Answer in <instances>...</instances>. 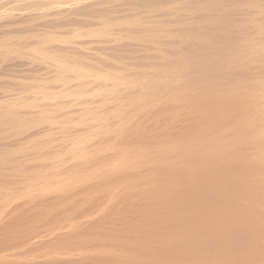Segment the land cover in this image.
Listing matches in <instances>:
<instances>
[{"label": "bare ground", "instance_id": "6f19581e", "mask_svg": "<svg viewBox=\"0 0 264 264\" xmlns=\"http://www.w3.org/2000/svg\"><path fill=\"white\" fill-rule=\"evenodd\" d=\"M0 95V237L12 250L110 255L132 225L120 236L109 225L117 238L84 225L136 190L160 205L137 223L161 226L133 245H174L148 262L264 264V0H0Z\"/></svg>", "mask_w": 264, "mask_h": 264}, {"label": "rangeland", "instance_id": "374dc122", "mask_svg": "<svg viewBox=\"0 0 264 264\" xmlns=\"http://www.w3.org/2000/svg\"><path fill=\"white\" fill-rule=\"evenodd\" d=\"M141 11H142V9H141ZM152 15H153V14H152ZM144 17H147V15H145ZM23 65H24V64H23ZM20 67H22V66L19 64L18 67H13V69L17 71L18 75H20L19 72H21V71L23 70L22 73H21V74L23 75V74H24L23 72H24V67H25V66H23V69H22V68L20 69ZM16 68H18V69H16ZM20 70H21V71H20ZM18 71H19V72H18ZM17 73H16V74H17ZM16 74H15V75H16ZM18 75H17V76H18ZM23 76H25V75H23ZM0 96H2V95H0ZM0 98H3V96L0 97ZM12 98H14V97H9V99H12ZM5 99H6V98H5ZM2 100H3V99H2ZM0 101H1V100H0ZM180 116H182V115L179 114L178 117H180ZM182 118H183V116H182ZM179 120H181V118H179ZM179 120H177V121H179ZM97 180H98V178H97ZM97 180H96V181H97ZM94 181H95V180H94ZM96 181H95V182H96ZM138 189H139V188H138ZM140 189H141V188H140ZM142 190H145V189L143 188ZM142 190H141V191H142ZM135 192L137 193V195H139V193H140L139 191H136V190L132 191V193H134L133 196H134L135 198H133V196L130 197V196L128 195L129 200H127V198H128V197H127V198L123 199L122 201L120 200V202H122V204H121V203H120V204H117L118 202L116 203V204H117V207H119V205H121L119 208H123V209H120L119 211H117L118 208H116V204L113 205V207H112L113 209H112V208H109V209H111L110 211L113 210V212H111V214H110V211L108 212V209H106V210L104 211L105 213L103 214L104 216L101 215V216L104 217L102 220H101V217H99V219H96L94 222H93V221L90 222L88 219H85V218L83 217V218L86 220V222H85V223H86V226H88V225H89V222H90V226H88V228H90V229H88V228L86 229V228H85V225H84V228H85V229L83 228V230H84V232H83L82 228L80 229V228L78 227V226L81 227V221L84 220V219L82 218L83 215H82V216H81V215L78 216V219H77V220L75 219L76 221H78V220H79V217H81L83 220L80 218L81 221H80V222L78 221L80 224H77V223L75 224V223H74L73 226L76 225L75 228H72V227L70 226V229H71V228H72V229H76V227H77V228H79V230H82L83 233H85L86 230H89V231L91 232V234H93V233H95V232L97 233V231H99V230L101 231V230H102V231H107V232H108L107 234H109V232L111 231L110 229H114V228H117V227H118V228L121 230V227H122V229H123V228H124L123 226H125V224L127 223V224H129V225H132V227L130 226V227H131L130 229L133 228L132 231H134V232H132V231H131V232H130V231H127V230H129V229H127L128 227H127V228H124L123 230L127 229L126 232H127V233L129 232V234L131 233V234H130L131 239L128 238L129 235H128V236H124V240H125V238L127 237V239H129V242H128V243L124 242V243L126 244V246H123L124 243H123V242H120V240L123 238V237L120 236V234H119L120 231H118V228H117V231H115V229H114L113 231L116 232V234H117V232H118V234H119L120 237L118 238L119 242L116 241V243H117V242H118V243H117V244L115 243L116 245L113 244L114 246L112 245L113 247H112V250H110V252H112L113 250H115L116 252H118L117 250H118L119 248H120V250H121V248H124V249H122L123 251H125V250L128 251V250H129V251H128L129 256H127V254H126L127 257H126V256H123V257H124V260H122L121 258H119V259H121L122 261H126L128 258H129V260H130L131 257L134 258V256L136 257V255H137V257L134 258V259H136V260H134V259L132 258L134 261L131 260V261H133V262H129V264H133L134 262H135L134 264H137V262H142L143 264H146V263L148 262V260L145 259V258H148V257L150 258V260L152 259L151 261H153V260H154V261L157 260L156 262L159 261V263H164L163 259H161L162 257L159 256V255H161V254H159V253H162V252H158V251H159V250H160V251L164 250L163 248H165V246H166V243H165V242H167L168 244L170 243V245L172 244V246H170V247H173V246H174V245H173V242H170V241H171L170 239H169V240H170L169 242H168V240L164 242L163 239H161V240H162L161 242L163 243V245H161L162 243L158 240V238H159L158 236H157L158 238L156 237V238L152 239V240L155 241L156 248H155V246H151V247H149V249L151 248V249H152V252H153L154 254L157 252L158 255H157V253H156L155 255L152 254V253H151V249H150V250L147 249V250L150 252L149 254H152V255H154V256H157V258H160V257H161V258H160L161 260L157 259L156 257H155L156 259H154V258H153L154 256L152 257V256L149 255V254H148V256H147V254L145 255V252H146L147 250H143V249L137 247L138 244H139V243H137V242H138L139 240H141V238H137V237H139V235H140L141 233H142V234L145 233L144 236H143V235H140V236L143 237V239H144L146 236H147L148 239H150V237L148 236V234H147L146 232L151 231V229L148 230V231L145 230V229H144V225H145V226H148V227H149V226H150V227L153 226L152 229H154V227H155L154 225H156V224L154 223L155 221L153 220V221L150 222V220H152V219H149V218H147V220H148L150 223L147 224L148 221L146 220V218H144V222L146 221V223H143V220H142L141 223H140V222H138V223H140V226H141V224L143 223V224H142L143 227H142V226H141V227L138 226V227H139V228H143V230H144L145 232H143V231L141 232L142 229H139V228H136V229L134 230V227H135V226H134L133 224H134L135 222H136L135 224H138L137 221L139 220V217L143 216V215H140V213H139L140 216L138 217V210H140L141 208H143L142 210H146V208H147L148 213H149V212L156 211L155 205H156V204L159 205V202H158V203H156V202H151L152 205L149 204L150 201L147 200V199H148L147 197L151 198V196H147V194H148L150 191H149V192H148V191H145L146 193L143 192V191L141 192V193H143V194H144V193L146 194V198H147V199L144 198V196H145V194H144V196H143L144 200H143V198L138 200L137 198H141V197H138L137 195H135V194H136ZM128 193H129V192H128ZM128 193H127V194H128ZM129 194H131V192H130ZM143 194H140L139 196H142ZM153 194H155V193H151V192H150L149 195H153ZM131 195H132V194H131ZM155 196H156V195H155ZM132 198H133V199H132ZM152 198H153V197H152ZM131 199L133 200L132 203H134V201H136V199L138 200V202L140 201V202H139V206L137 205L138 202H136L134 206H131V208L134 207V210L137 209L136 206L138 207V209L136 210L137 213H136L135 211L132 212V214H133V213H136V216H134V218H133V216H132V214H131V209H129V210L127 211V213L125 214L126 216L123 214L125 218H124V217H123V218H121V217L119 218V216H122V215L119 214V212H120V213H121V212H122V213H125L126 211L124 212V211H121V210H124V208H125L126 210L128 209L127 207L123 206V203H126V201H127V202H130ZM134 199H135V200H134ZM142 200H143V201H142ZM123 201H125V202H123ZM157 201H158V200H157ZM159 201H160V204H161V202H162V204L165 203V202H163L162 200H159ZM147 202H148V203H147ZM130 203H131V202H130ZM130 203H129V204L126 203V205H127V206H130ZM145 203H146L147 205H145ZM143 204H144L145 207L143 206ZM131 205H132V204H131ZM141 205H142L143 207H142ZM150 205H151V206H150ZM146 206H150V208L148 209V207H146ZM159 206H160V205H159ZM159 206H156V207H159ZM139 207H140V208H139ZM151 207H153V209H152V211H149V210H151ZM163 207H164V206H163ZM144 208H145V209H144ZM114 209H117V210H115V211H116V213L118 212V213H117V214H118V218H119L118 220H115L117 215L115 214ZM157 209L159 210V208H157ZM160 209H163V208H160ZM164 209H165V208H164ZM142 210H140V211H142ZM147 210L145 211L146 213H147ZM166 210H167V208H166ZM106 211H107L108 213H107ZM132 211H133V209H132ZM159 211H160V210H159ZM162 211H163V210H162ZM128 213H129L132 217H131V216L129 217V214H128ZM146 213H144V214H146ZM107 214H108V217H109V218H110L111 215H112V217L114 216L113 219H112V220H113V223H112V224L109 223V222L111 221V219L108 220L109 222H107V219H108L107 216H106ZM141 214H143V211L141 212ZM109 215H110V216H109ZM127 215H128V216H127ZM133 215H134V214H133ZM112 217H111V218H112ZM128 217H129V219L131 218L129 221H130V222L132 221L133 224H131L132 222H131V223H130V222H124V223L122 222V220L124 221V219H126V218H128ZM136 217H138V218H136ZM76 218H77V217H76ZM135 218H136V219H135ZM132 219H133L134 221H133ZM141 219H142V218H141ZM141 219H140V220H141ZM85 220H84V221H85ZM97 220H99V221L97 222ZM105 220H106L107 223L105 222ZM126 220L128 221V219H126ZM135 220H136V221H135ZM84 221H83V222H84ZM87 221H89V222L87 223ZM116 221H117V222H116ZM39 222H40V221H39ZM39 222H38L37 220H35V221H33V223H31V224L36 225V224H38ZM74 222H75V221H74ZM101 222H102V226H105L104 229L101 228V227H102V226L100 225ZM104 222H105V224H107V226H106L105 224L103 225ZM111 222H112V221H111ZM114 222H115V223H114ZM118 222H119V223H118ZM85 223H84V224H85ZM91 223H92V225H91ZM108 223H109V224H108ZM121 223L124 224V225H122ZM117 224H118L119 226H118ZM146 224H147V225H146ZM152 224H154V225H152ZM39 225H42V224H39ZM77 225H78V226H77ZM109 225H110V226L113 225L114 228H113V227H110ZM114 225H115V226H114ZM120 225H122V226L120 227ZM129 225H128V226H129ZM138 225H139V224H138ZM158 225H159V224H157L156 226H158ZM37 226H38V225H37ZM98 226H101V227L98 228ZM133 226H134V227H133ZM160 226H161V224H160L157 228L159 229ZM107 227H108V228L110 227V229H108ZM136 227H137V226H136ZM48 228L51 229V228H53V227H48ZM91 228H97V229H96L97 231H95V229H94V230H93V229L91 230ZM145 228L147 229V227H145ZM148 229H149V228H148ZM65 230L69 231L68 229H65ZM79 230H78V231H77V230H76V231L73 230V231H70V232H71V233H73V232H74V233H75V232H76V233H79ZM123 230H122V231H123ZM46 231L49 233V231H51V230H46ZM89 231H88V232H89ZM92 231H93V232H92ZM102 231H101V232H102ZM113 231H111V232L114 233ZM135 231H136V232H135ZM82 232H81V233H82ZM88 232H87L86 234H90V233H88ZM101 232H99V233H97V234H100ZM139 232H140V233H139ZM105 233H106V232H105ZM120 233H121V232H120ZM122 233H123V232H122ZM132 233L137 234V237H135L136 235H134V234H132ZM138 233H139V234H138ZM148 233H149V232H148ZM45 234H46V232H45ZM114 234H115V233H114ZM116 234H115V235H116ZM123 234H124V235L126 234L125 231H124ZM150 234H151V232H150ZM46 235H47V234H46ZM103 235H104V234H103ZM115 235H112V236H114V237L117 238V235H116V236H115ZM126 235H127V234H126ZM44 236H45V235H44ZM132 236H134L135 238H137L138 241L132 239ZM4 237H6V236H4ZM121 237H122V238H121ZM0 238H1V239H0V241H1V242H0V245L6 244V245L2 246V248H5V249H2V248H0V249H1V251L4 252V253L2 252L3 255H4V256L6 255L4 258H6V259L9 260V262H7V263H4L5 261L2 260V261H0V264H1V263H3V264H9V263L12 264V263H13V264H14L15 261L12 262V260H15V259H12V258H16V257H17V258H21V259L23 260L22 262H24V259L26 258L25 260H27V261H25V262L22 263V264H26V262H29V260H30V263H29V264H36V262H37V264H44V263H45V264H50V263L52 264V260H54V263H53V264H62V263H64L63 260H65L66 264H72V263H74V261H71V262H70L69 260H72V257H73V256H74L75 258H77V259H76L77 261H79V262H77V261L75 260V258H73V259L77 262V263H75V264H80V260H82V259H84V258H85V260H86V258H87V256L84 257V256H82V254H79V256H80V255L82 256V259H80L81 257H80V258L78 257V252H76V251H78V250L76 249V248H78V246H75V245H74V246L76 247V248H75L76 251H75V249L73 250L74 247H72V249H71V246H73V245H66V247H65V246H54L53 249H52V247H46V248H45L44 246H41L42 249H44V250H47V248H49V249L51 248L50 250H51L52 254L55 253V256H57V255L60 256L59 260L56 259V258H58V257L55 258V256L52 255V254H50V255H49V254H46V251H45V252H44V251H40V248H41V247H39V246L30 247V248H29V247H27V248L25 247L26 251H24V250H25V249H23L24 247H21V249H18V248H20V247H17V248H15V250H16V252H15V250H12L13 248H12V249L9 248V245H10L9 243H11V242L8 241V240H9V239H7L8 237L4 238L6 241H3L4 239L2 240L3 236H1ZM147 238H146V239H147ZM143 239H142L141 241H143ZM155 239H157V240L160 242V244L157 243V241H156ZM159 239H160V238H159ZM166 239H167V238H166ZM130 240H131V242H132V245H130V246H132V247H129V248H132V249L127 248L128 245L131 243ZM133 240H134V242H133ZM10 241H11V240H10ZM121 241H123V239H122ZM127 241H128V240H127ZM135 241H137V242H136L137 246H136L135 244L133 245V243H135ZM150 241H151V240H150ZM139 242H140V241H139ZM151 243H152V242H151ZM164 243H165V244H164ZM120 244H121L123 247H119ZM127 244H128V245H127ZM157 244L160 245V247H161L160 249H159V248L157 249ZM121 245H120V246H121ZM149 245H153V243H152V244H149ZM164 245H165V246H164ZM6 246H7V249H8V250L6 249ZM67 246H68V247H67ZM108 246H109V245H108ZM108 246H106V245L103 246L104 248L106 247V249H104V248H102V249H98V246H94V249H93V247H89V248H88V251H90V250H91L90 248H92V250H96V255H101V253H98V254H97V250H99L98 252H100V250H101V252L103 253L101 256L103 257L104 253L106 252V251L103 252V249H104V250H107V248H108V250H109V249L111 248V247L109 248ZM110 246H111V245H110ZM133 246H134V247L136 246V247L134 248ZM36 247H37V248H36ZM38 247H39V249H38ZM58 247H59V248H58ZM60 247H61V250H60V252H59V250L57 251V249H60ZM69 247H70V249H69ZM95 247H96V248H95ZM99 247H102V245H99ZM117 247H118V248H117ZM158 247H159V246H158ZM162 247H163V248H162ZM166 247H169V246H166ZM175 247H176V246H175ZM66 248H68V250H72V252H73L75 255H73V253L71 252V254H72L73 256L68 257L69 255L67 256V253H66V252H68V250H67V251L64 250V249H66ZM79 248H80V247H79ZM113 248H115V249H113ZM116 248H117V250H116ZM126 248H127V249H126ZM153 248H155V249H154L155 251H153ZM9 249H11L12 251H10ZM27 249H28V250H27ZM32 249H33L34 251H32ZM42 249H41V250H42ZM62 249H63L64 252H62ZM80 249H81V248H80ZM85 249L87 250V248H85ZM85 249H83L84 252H85ZM133 249H135V252H134V251H133V252L136 253V255L130 253V252H132L131 250H133ZM138 249H139V254H140V255H141L140 252H141L142 250H143L142 253L145 251V252L142 254V255H145V256L140 257V255L138 254V251H137ZM140 249H141V251H140ZM156 249H157L158 251H156ZM161 249H162V250H161ZM35 250H36V251H35ZM37 250H38V251H37ZM50 250H49V251H50ZM55 250H56V251H55ZM92 250H91V252H89L90 255H88V256H89L88 258L90 259V262L93 261L92 263L95 262L94 264H96V262H99V264L104 262V264H105V259H106L105 255H109V253L106 252L105 255H104L105 258H104V260H102L103 258H101V256H96L95 253H93L94 255H92ZM122 250H121V251H122ZM167 250H168V251H171L172 248H171L170 250H169V248H168V249L165 248L164 251H167ZM1 251H0V254H1L0 258H3V257H2V253H1ZM9 251H10V252H9ZM65 251H66V252H65ZM81 251H82V250H80V252H81ZM115 251H114V252H115ZM12 252H13V253H12ZM47 252H48V250H47ZM58 252H59V253H58ZM61 252H62V253H61ZM75 252H76V253H75ZM86 252H87V251H86ZM93 252H94V251H93ZM114 252L112 253L113 255H112L111 253H110V255H111V256H114ZM9 253H10L11 255H12V254H13V255L11 256ZM35 253H36V254H35ZM48 253H49V252H48ZM64 253L66 254V256H67L68 258H70L69 260H68V258H67L68 263H67V260H66V259L61 260L62 256L65 255ZM82 253H83V251H82ZM89 253L87 252L86 255L89 254ZM119 253H120V252H118L117 254H119ZM122 253H123V252H121V254H122ZM124 253H125V252H124ZM147 253H148V252H147ZM16 254H17V255H16ZM29 254H30L31 257L29 256ZM44 254L47 255L48 257H49V256H54V257H53V259L49 257L48 259H50V260L48 261L47 258H44V257H45ZM62 254H64V255H62ZM69 254H70V251H69ZM71 254H70V255H71ZM83 254H84V253H83ZM117 254H116L114 257H111V256L109 255V256H107V257H108L107 259L112 258V261H113V258H115V257L117 258V256H118ZM130 254L133 255V256H131ZM33 255H34V256H33ZM10 256L12 257V258H11L12 260L10 259ZM39 256H41V257L44 256L43 258H44V259H47V261L45 260V262H44V259L41 258L42 261L44 262V263H42V261L39 259ZM47 256H46V257H47ZM94 256H96L97 259H96V257H95V259H94V258H93ZM119 256H120V255H119ZM121 256H122V255H121ZM138 256H139L140 258H143V257H144V259H138ZM98 257H100V258L98 259ZM125 257H126V258H125ZM17 258H16V261H17V262H15V263H16V264H21V263H20L21 260L19 261V260H17ZM29 258H30V259H29ZM31 258H32V260H31ZM34 258H35V259H34ZM54 258H55V259H54ZM65 258H66V257H65ZM91 258H93V259H91ZM116 258L114 259L113 263H114L116 260H117V261L119 260V259H116ZM6 259H5V260H6ZM36 259H37V261H36ZM51 259H52V260H51ZM78 259H79V260H78ZM100 259H101V260H100ZM107 259H106V262H108ZM8 260H6V261H8ZM55 260H56L57 262H56ZM85 260H83V262H81V264H87V262H88L89 260L86 261V262H85ZM91 260H92V261H91ZM94 260H95V261H94ZM97 260H98V261H97ZM110 260H111V259H110ZM110 260H109V261H110ZM121 260H119V261H121ZM150 260H149V262H150L151 264H153L154 261L151 262ZM38 261H40L41 263L38 262ZM101 261H102V262H101ZM112 261H110L109 264H111ZM117 261H116V263H117ZM119 261H118L117 264H123V263H124V262L121 263V262H119ZM146 261H147V262H146ZM160 261H161V262H160ZM11 262H12V263H11ZM18 262H19V263H18ZM33 262H34V263H33ZM46 262H48V263H46ZM126 262H127L126 264H128V261H126ZM145 262H146V263H145ZM149 262H148L147 264H149ZM92 263H90V264H92ZM116 263H115V264H116ZM27 264H28V263H27ZM64 264H65V263H64ZM97 264H98V263H97ZM106 264H108V263H106ZM138 264H140V263H138ZM154 264H156V263H154ZM179 264H180V263H179ZM184 264H185V263H184Z\"/></svg>", "mask_w": 264, "mask_h": 264}]
</instances>
